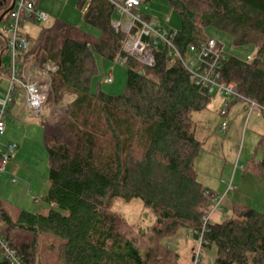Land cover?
Wrapping results in <instances>:
<instances>
[{"label": "trees", "instance_id": "obj_1", "mask_svg": "<svg viewBox=\"0 0 264 264\" xmlns=\"http://www.w3.org/2000/svg\"><path fill=\"white\" fill-rule=\"evenodd\" d=\"M165 1L179 15L170 41L182 60L190 46L213 40L208 28L228 34L236 46L255 47L252 61L226 55L219 82L234 84L243 99L264 107V0ZM1 3L0 17L10 7ZM79 7L98 37L58 20L23 59L39 71L48 62L56 67L39 116L48 209L15 210L0 198V239L22 264H178L180 254L169 242L183 229L202 247L216 249L214 264H264V214L234 204L221 222L205 221L216 195L198 180L195 163L207 139L196 138L193 116L208 109L211 94L165 43L154 50L153 67L128 58L120 95L105 93L100 84L92 91L98 59L122 56L126 35L113 27L109 0H79ZM0 56L6 78V38H0ZM258 148L263 158L242 171L264 179V135ZM134 200L154 218L147 231L114 211L118 201ZM0 264L12 263L3 257Z\"/></svg>", "mask_w": 264, "mask_h": 264}, {"label": "rangeland", "instance_id": "obj_2", "mask_svg": "<svg viewBox=\"0 0 264 264\" xmlns=\"http://www.w3.org/2000/svg\"><path fill=\"white\" fill-rule=\"evenodd\" d=\"M143 1L139 13L141 14L142 11L152 19L156 18L157 22L151 21L155 29L169 33L180 28L178 13L171 10L165 0ZM1 4V7H6L3 2ZM38 8L45 12L49 19L42 23H29L22 28V31L31 38L37 37L58 20L78 27L95 37L100 35L98 30L84 23V11L79 7V0H39ZM112 20L122 21L125 25L131 18L125 16L121 19L115 12ZM7 23L5 18L0 25L1 39L6 38ZM205 32L208 37L223 45L225 55L246 60L247 55L255 49L253 45H234L228 34L216 29L208 28ZM3 59L6 64L7 57L4 56ZM98 71L99 74L92 80V91H95L100 84L105 93L111 95L123 93L127 80L126 67L98 59ZM109 78H112V83H107ZM8 86V81L1 79L2 92H5ZM225 100L231 104L227 115L221 117L219 113ZM248 107L247 101H232V97L221 95L216 89L211 93L208 109L193 116L196 138L207 139L205 149L199 154L195 163L198 180L204 189L216 195V199L223 198L227 204L223 203L214 212H212L213 204L210 206L206 217L210 216L212 223L221 222L230 216L233 204L228 202L231 201L264 214V179L242 171L251 160L258 161L263 158V150L258 148V144L261 135L264 134V112L260 108H255L247 119ZM39 116L25 107L24 95L20 93L15 99L10 114L4 118L5 135L0 137V151H3V145L7 143L19 146L12 155L14 169L0 174V198L15 210L32 213H44L48 209L44 200L49 190L48 154L43 142L44 131ZM223 122L227 124L225 131H221L220 128ZM216 199L213 203H216ZM114 211L135 229L147 231L154 221L152 214L144 208L142 202L137 200L131 203L118 201ZM169 244L180 254L178 264H214L216 259L214 247L210 249L202 247L200 240L192 232L183 229L177 237L170 239ZM2 258L0 252V260Z\"/></svg>", "mask_w": 264, "mask_h": 264}, {"label": "built area", "instance_id": "obj_3", "mask_svg": "<svg viewBox=\"0 0 264 264\" xmlns=\"http://www.w3.org/2000/svg\"><path fill=\"white\" fill-rule=\"evenodd\" d=\"M4 6H11L12 0H1ZM39 0H16L14 8L8 13L6 33V55L8 74L6 79L9 86L5 92L0 88V137L5 135V121L8 110L14 103L16 96L22 93L25 98V107L39 116L47 103L51 88V75L56 71L53 63H46L44 68L37 70L30 60L28 64L23 63V59L31 49L28 38L23 34L22 28L29 23H42L49 19V16L38 8ZM113 9L123 19L125 16L131 18L125 25L122 21H113L116 32L126 35L123 44V55L115 58L114 63L125 65L128 58H133L140 64L147 67L155 65L153 52L160 45L165 43L173 53L177 54L170 41V32H161L153 27L150 20L146 21L139 13L143 0H109ZM226 57L223 45L214 40H209L201 46H190L189 57L181 58L185 67L190 71L192 79L197 85L208 90L211 94L216 89L221 95L232 97L234 100H245L249 103L246 108L247 119L251 116L255 108H260L264 112V107L258 103L243 99L237 92L234 84H221L220 62ZM253 58L248 57L247 61ZM107 83H112V78L107 79ZM231 102L226 101L220 110V116L225 117L230 108ZM221 131H225L227 124L223 122L220 126ZM16 144H6L0 152V174L8 173L12 167V155L17 150ZM16 180H14L15 182ZM213 204L212 212L217 210L224 202V199H216ZM209 217L205 218L208 221ZM0 248L3 257L12 264H22L17 258L16 253L9 248L8 244L0 239Z\"/></svg>", "mask_w": 264, "mask_h": 264}, {"label": "crops", "instance_id": "obj_4", "mask_svg": "<svg viewBox=\"0 0 264 264\" xmlns=\"http://www.w3.org/2000/svg\"><path fill=\"white\" fill-rule=\"evenodd\" d=\"M144 2V1H143ZM38 3H39V1H38ZM171 9V8H170ZM140 10H141V8H140ZM172 10V9H171ZM116 12V11H115ZM114 12V13H115ZM141 14H143V15H145V16H147L148 18H149V20L150 21H152V20H154V21H156L157 22V19L155 18V19H152V17L151 16H149V15H146V14H144V13H142V11H141ZM26 26V25H25ZM24 26V27H25ZM177 31V30H176ZM23 32V31H22ZM23 34L28 38V40H29V42H30V45H31V47H32V45H33V43H34V40L38 37H35V38H31L28 34H26L25 32H23ZM256 52H257V50L256 49H254V51L252 52V53H250V54H248L247 55V58L248 57H251V56H254L255 54H256ZM247 58H246V60H247ZM18 95H20V93L18 94ZM17 95V96H18ZM17 96H16V98H17ZM15 98V99H16ZM15 103V102H14ZM14 105V104H13ZM13 106H11V108H12ZM11 108H10V110H9V113L8 114H10V112H11ZM6 124H7V122H6ZM264 135V134H263ZM262 136V135H261ZM7 144H9V143H7ZM4 146V145H3ZM18 148H19V146H18ZM1 152V151H0ZM13 163V162H12ZM13 165V167H12V169H10V172L14 169V164H12ZM234 180H235V177H234ZM205 190H207V189H205ZM208 191V190H207ZM228 203H231V204H235L233 201H231V202H228Z\"/></svg>", "mask_w": 264, "mask_h": 264}, {"label": "water", "instance_id": "obj_5", "mask_svg": "<svg viewBox=\"0 0 264 264\" xmlns=\"http://www.w3.org/2000/svg\"><path fill=\"white\" fill-rule=\"evenodd\" d=\"M16 0H12L11 6L8 8L7 11H5L1 17H0V25L2 23V21L5 19V17L7 16V14L14 8ZM0 66H1V57H0Z\"/></svg>", "mask_w": 264, "mask_h": 264}]
</instances>
